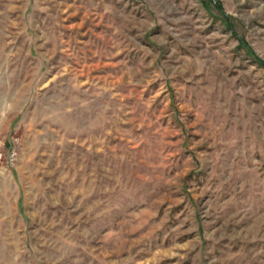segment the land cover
Wrapping results in <instances>:
<instances>
[{
  "label": "rangeland",
  "instance_id": "rangeland-1",
  "mask_svg": "<svg viewBox=\"0 0 264 264\" xmlns=\"http://www.w3.org/2000/svg\"><path fill=\"white\" fill-rule=\"evenodd\" d=\"M0 264H264V0H0Z\"/></svg>",
  "mask_w": 264,
  "mask_h": 264
}]
</instances>
